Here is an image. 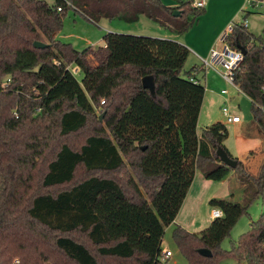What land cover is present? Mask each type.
Segmentation results:
<instances>
[{"label":"trees","instance_id":"16d2710c","mask_svg":"<svg viewBox=\"0 0 264 264\" xmlns=\"http://www.w3.org/2000/svg\"><path fill=\"white\" fill-rule=\"evenodd\" d=\"M191 6L171 8L160 0H56L53 5L0 0V264H102L72 235L86 238L103 261L167 264L162 259L166 229L198 170L219 182L235 173L243 202L233 194L212 199L210 206L221 209L222 218L199 233L175 229L174 242L188 263L232 258L264 264V212L229 251L221 248L264 194V162L257 176L251 174L225 147L228 129L222 123L199 136L206 88L183 73L190 50L173 40L108 33L105 47L78 51L58 38L70 12L92 24L132 23L147 14L185 32L204 14V8ZM178 10L183 16L174 17ZM188 10L195 14L189 24ZM244 21L233 25L225 42L246 50L234 80L251 100L264 150V41ZM35 42L48 46L37 49ZM70 66L80 71V81ZM146 76L154 77V95L143 88ZM98 112L105 113V128L79 150L68 145L66 140ZM218 148L238 161L235 168L221 163ZM81 168L89 177L77 182ZM64 186L69 188L56 191ZM200 249L213 256L202 257Z\"/></svg>","mask_w":264,"mask_h":264},{"label":"crops","instance_id":"0c3cea01","mask_svg":"<svg viewBox=\"0 0 264 264\" xmlns=\"http://www.w3.org/2000/svg\"><path fill=\"white\" fill-rule=\"evenodd\" d=\"M160 1H163L162 3L165 4L164 0ZM167 5H170L171 8H177L175 4ZM243 8V0H209L204 7V14L200 16L198 21L185 32H183V30H179L174 28L173 26H170L163 20H154L151 19L147 14H141L139 19L141 20L142 18H147L148 21L143 23V27L139 28V32H128L132 33L133 35L150 37L153 36L161 39L173 40L181 43L190 50V55L184 65L183 73H189L190 77L196 79L197 81H200L202 85H204V81H206V92L198 122V134L200 137L202 136L204 131L203 130L201 132L199 127L200 120L204 111L205 102L208 98L207 94L209 91H212L211 88H215V84L216 86H221L224 81V79L214 69H206L204 67V61L210 59L213 50H219L218 47H220V49L222 48L223 36L226 34L227 30L230 27H233L235 19L237 18L239 13L243 11ZM255 10L258 11V9ZM82 19L85 20V24H87L84 28H82V30H84L82 33V38L77 39L78 36L76 33L71 34L70 36L66 35L64 31L65 27L58 36L62 43L70 44L78 51H83L89 47H105V35L108 33H119L122 31L121 29H123L121 27L113 25L114 22L107 19H102L99 24H92L88 22L81 14L75 12H70L65 21L67 22V20H69V22H72L73 25H76V23L80 22ZM187 21L189 24L188 19ZM207 21H209L211 25L209 30H207V33H209V35L207 37H204L203 34L200 33V31L196 34L195 30H197L203 22L205 23ZM95 26L100 28V32H92ZM80 45H83L82 47H84V49H78L77 47ZM236 90L238 93H242L243 95H245L242 91H239L238 89ZM220 93L221 96H225L222 94V92ZM243 141L251 142L252 140L243 137ZM227 149L232 153V150L230 148L227 147ZM234 176H236L235 173H231L224 180L220 181L218 185L214 186L211 185V183H208V181H205L206 178L204 177V175L199 170L197 171L194 182L187 194V197L178 216L176 217V220L166 229L162 244L163 253H166L168 251L167 248H169L170 244H176L173 239V233L177 227H182L191 233H199L210 226V224L214 220L212 218L213 207L210 206V201L212 199L231 198V191L229 189H226V185L228 180ZM237 184H239L238 180ZM166 236L168 241H165ZM175 250L176 252H178V250L180 249H178L177 247ZM173 259H175L174 253L169 258H163V261H168V263L174 264L172 262Z\"/></svg>","mask_w":264,"mask_h":264},{"label":"rangeland","instance_id":"374dc122","mask_svg":"<svg viewBox=\"0 0 264 264\" xmlns=\"http://www.w3.org/2000/svg\"><path fill=\"white\" fill-rule=\"evenodd\" d=\"M44 1H46L50 5H53L55 4L56 0H44ZM164 1L165 4L164 3L163 4L167 7H170V5L167 4H175L177 7H180L183 4H188L191 2V0H181V1L164 0ZM243 1H244L243 11L239 13L233 24L242 22L246 17L248 23L247 27L249 32L261 38L264 41V11L262 10L256 11L253 7L246 4V0ZM186 17L189 20V23H192V21L195 18V14L189 11L186 13ZM146 21H148L147 18H142L141 20L139 19L132 23L115 19L113 20L114 22L113 25L123 28L121 29L122 31L119 32V34L133 35L132 33H128V32H139V28L140 27L142 28L143 23ZM85 23L86 21L83 19L80 22H77L76 25H73V23L69 22V20H67V22L64 21V27H65L64 31L66 35L69 36L71 34L76 33L78 36L77 39H80L83 37L82 33L84 30H82V28H84L85 25H87ZM210 26L211 25L209 21L205 23L203 22L202 25L197 30H195V33L197 34L200 31V33H202L204 37H207L209 35V33H207V30H209ZM99 29H100L99 27L95 26L92 32L94 33L96 31L100 32ZM146 37H150V36H146ZM154 38H158V37H154ZM82 46L83 45H80L77 48L82 50L84 49V47ZM218 48L220 50V47ZM218 68L219 70L223 71V68L221 66H218ZM70 69L71 71H73L75 77L80 81L82 79V74L80 73V71L77 70L74 66H70ZM204 86H206V81H204ZM211 90L212 91H209L207 94L208 98L205 102L204 111L200 120V127H199L200 131L202 132L207 127H211L216 123L224 124L228 129V137L224 143L225 147L227 146L228 148H230L232 150V153L231 151L230 153L235 158L240 159V161H242L246 165L248 171L251 172V174L257 176L260 173L262 164L264 162V150H263L262 138L258 134L256 126L253 124V112H252L251 101L242 93H238L234 87L226 84L224 81L221 86L219 85L216 86L215 84V88H211ZM223 90H229V94L225 96H221L220 92H222ZM224 108H229L233 112V114L239 115L242 122L240 124H229L227 122L226 117L223 114ZM104 116L105 113L100 114V112H98V117L92 118L88 126L84 130H82L80 133L76 135L70 136L66 140V143L70 145L72 148L79 150L82 144L84 143V141L87 139V137L95 134V131L97 129L104 127V123H103ZM101 117H102V121H101ZM243 137L251 139L252 141L245 142L243 141ZM87 177L89 176L85 173V171L82 168L79 169L76 176L77 182L82 181ZM237 180L238 178L236 176L231 177L227 182L226 189H229L231 191V194L234 195L235 201L243 202L242 188L240 184H237ZM205 181H208V183H211V185L214 186L218 185L219 183V181H212L206 179ZM68 188L69 186H64L56 189V191L59 192L66 190ZM144 194L147 196L146 192ZM263 212H264V194L259 199L254 201L253 204L250 206L248 213L240 218L238 223L232 229L230 236L226 238L222 243L221 248L229 251L232 248V245L237 244L240 238L244 234L250 231L251 224L253 222H257L261 218ZM72 236L76 240H79L82 243L86 244L92 250V252L97 256V258L102 264H116V262L113 263L112 260L103 261L102 258H100L99 255L96 253L95 248H93L90 245V243L87 241V239L84 238L83 236L81 235L80 236L72 235ZM165 241H168L167 236L165 238ZM176 248H177L176 244H170L169 248H167L168 251H170L172 254L173 253L175 254V259H173L172 262L174 264H189L187 259L184 257V255L181 253L180 250L176 252L175 250ZM165 262H167V264H170L168 263V261ZM216 264H248V263L237 262L232 258H225L217 261Z\"/></svg>","mask_w":264,"mask_h":264},{"label":"built area","instance_id":"2783aa9c","mask_svg":"<svg viewBox=\"0 0 264 264\" xmlns=\"http://www.w3.org/2000/svg\"><path fill=\"white\" fill-rule=\"evenodd\" d=\"M209 0H191L192 7L197 9H203L206 6V3ZM247 4L255 9L258 10H264V0H246ZM61 10V9H60ZM245 27H247L248 23L247 20L244 21ZM232 32V27H230L226 34L223 36L222 41V48L220 50H213L211 53V57L209 60L204 61V67L206 69H214L218 74L224 79V81L234 87L235 89H238L241 91L238 86L235 84L234 80V72L239 67V65L244 61V54L241 50L234 49L230 47L226 42L227 36ZM218 66H221L223 68L222 70H219ZM70 68V67H69ZM73 73V71H72ZM192 81L197 82L196 79L191 78ZM223 95H228V90L222 91ZM104 101L102 102V104ZM223 114L227 119V122L229 124H237L241 122V118L237 114H233V112L229 108L223 109ZM223 217V212L219 208H213L212 210V218L213 219H219ZM172 256V253L170 251H167L166 253L162 254L163 258H169Z\"/></svg>","mask_w":264,"mask_h":264},{"label":"water","instance_id":"95a60500","mask_svg":"<svg viewBox=\"0 0 264 264\" xmlns=\"http://www.w3.org/2000/svg\"><path fill=\"white\" fill-rule=\"evenodd\" d=\"M173 15H174V17H180L182 15V11H174ZM47 46L48 45H46L45 43H42V42H35L34 43V47L37 49H44ZM241 51L245 56L246 50L241 49ZM142 85H143V88L149 90L152 95L155 94V81H154L153 76L144 77L142 79ZM101 121H102V117H101ZM143 149H145V148H143ZM216 154H217V156L220 159L222 164H224L230 168H235L237 166L238 161L232 159L223 148H218ZM198 253L202 257H205V258H210L213 256L211 251H209L208 249H200L198 251Z\"/></svg>","mask_w":264,"mask_h":264}]
</instances>
